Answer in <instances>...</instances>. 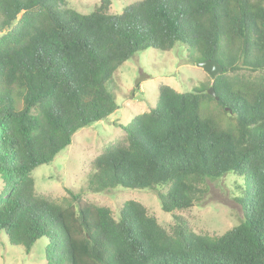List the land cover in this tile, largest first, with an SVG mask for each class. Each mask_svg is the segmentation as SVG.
Instances as JSON below:
<instances>
[{
	"label": "trees",
	"instance_id": "obj_1",
	"mask_svg": "<svg viewBox=\"0 0 264 264\" xmlns=\"http://www.w3.org/2000/svg\"><path fill=\"white\" fill-rule=\"evenodd\" d=\"M111 5L82 14L64 0H0V237L26 254L44 239L47 264H264V1L141 0L119 15ZM178 44L190 64L215 60L223 73L187 93L160 85L156 105L93 161L84 190L68 189L65 203L38 195L33 172L119 109L117 70ZM208 102L230 125L204 115ZM228 175L240 181L244 220L221 236L197 234L178 215L168 230L136 201L117 217L82 201L158 190L174 214Z\"/></svg>",
	"mask_w": 264,
	"mask_h": 264
},
{
	"label": "rangeland",
	"instance_id": "obj_2",
	"mask_svg": "<svg viewBox=\"0 0 264 264\" xmlns=\"http://www.w3.org/2000/svg\"><path fill=\"white\" fill-rule=\"evenodd\" d=\"M101 0H64L65 6L82 14H89ZM141 0H112L109 13L119 15L130 4ZM264 1V0H263ZM4 35L0 33V37ZM240 74L252 75L245 69ZM141 81L137 84V81ZM212 78L203 69L190 64V51L178 44L173 50L161 52L147 49L137 53L125 62L115 73L110 87L117 95L119 109L104 121L80 129L72 144L63 150L48 165L33 172L36 193L58 203H65L71 197L68 189L80 193L86 188L87 178L93 161L111 144L123 142L126 133L120 127L132 123L136 115L149 112L159 96V86L168 85L177 92L187 93L196 87L211 85ZM204 115L215 118L222 127L230 125L213 102L204 105ZM238 178L228 175L218 181H208L207 193L191 208L165 213L161 209L158 190L132 191L115 189L100 194L85 193L83 203L108 207L117 217V210L127 201L144 205L158 222L170 229L175 224L174 215L184 219L197 234L221 236L238 226L244 220V210L237 202ZM0 179V192L3 189ZM163 192V190L161 191ZM45 240L38 241L30 254L21 247H13L0 237V264H47Z\"/></svg>",
	"mask_w": 264,
	"mask_h": 264
},
{
	"label": "water",
	"instance_id": "obj_3",
	"mask_svg": "<svg viewBox=\"0 0 264 264\" xmlns=\"http://www.w3.org/2000/svg\"><path fill=\"white\" fill-rule=\"evenodd\" d=\"M197 67L203 69L207 74L210 75V77L213 79L215 78L217 75L223 73L224 68L222 65H220L217 61L215 60H204L202 62H198L196 64ZM141 81V79H139L137 81L136 86L138 85V83ZM208 93L215 97L216 99H218V97H216V93L215 90L213 89V87H211L208 91Z\"/></svg>",
	"mask_w": 264,
	"mask_h": 264
}]
</instances>
